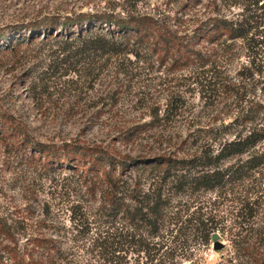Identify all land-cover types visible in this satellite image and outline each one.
Here are the masks:
<instances>
[{"label":"trees","instance_id":"1","mask_svg":"<svg viewBox=\"0 0 264 264\" xmlns=\"http://www.w3.org/2000/svg\"><path fill=\"white\" fill-rule=\"evenodd\" d=\"M186 7L174 15L142 10L137 3L123 13L86 12L68 16L66 30L46 22L39 34L31 28L10 42L14 48L43 34L62 39L63 55L93 51L138 59L147 47L172 70L199 74L195 82L206 90L204 96L221 101L224 94L223 100L237 107L229 121L211 128L212 141L181 156L171 148L137 156L98 146L59 152L25 137V154L44 169L76 159L72 169H78L91 200L72 207L70 226L57 234L29 232L25 217L0 213V264H181L183 258L197 264V244L226 229L194 193L231 192L236 182L264 167V0H209L203 8ZM179 98V93L169 97V111ZM252 203H243L235 216L245 218L248 210L255 216Z\"/></svg>","mask_w":264,"mask_h":264},{"label":"rangeland","instance_id":"2","mask_svg":"<svg viewBox=\"0 0 264 264\" xmlns=\"http://www.w3.org/2000/svg\"><path fill=\"white\" fill-rule=\"evenodd\" d=\"M208 1L0 0L2 215L25 217L29 232L63 233L71 224L72 207L91 200L78 169H72L76 159L70 158L64 167L44 169L25 154V137L44 141L59 152L98 146L137 156L171 148L181 156L212 141L215 130L211 128L229 121L237 107L225 102L224 94L221 101L204 96L206 90L195 82L199 74L172 70L147 47L138 59L133 54L109 56L93 51L63 55L62 39L43 34L14 48H9L10 42L31 28L39 34L46 22L64 30L68 16L74 19L81 13L105 9L123 13L137 3L142 10L174 15L184 4L192 11ZM71 67L76 70L69 71ZM173 93L183 98L169 111ZM218 192L194 193L207 204L204 209L218 213L220 223L227 224L225 230H218L221 247L215 246L213 238L197 244V264H264V167L236 182L233 191ZM248 200H255L251 206L256 215L248 210L245 218L236 217L237 208ZM181 264H190V259L183 258Z\"/></svg>","mask_w":264,"mask_h":264},{"label":"water","instance_id":"3","mask_svg":"<svg viewBox=\"0 0 264 264\" xmlns=\"http://www.w3.org/2000/svg\"><path fill=\"white\" fill-rule=\"evenodd\" d=\"M220 233L218 231H215L213 234H212V238L214 239L215 241V246L216 247H221L222 246V242L219 240L220 238Z\"/></svg>","mask_w":264,"mask_h":264}]
</instances>
